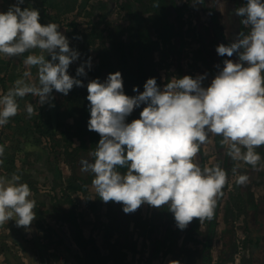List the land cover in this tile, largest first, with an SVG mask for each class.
<instances>
[{
  "label": "rangeland",
  "instance_id": "obj_1",
  "mask_svg": "<svg viewBox=\"0 0 264 264\" xmlns=\"http://www.w3.org/2000/svg\"><path fill=\"white\" fill-rule=\"evenodd\" d=\"M176 1L185 2V0ZM244 1H248V4L245 5ZM244 1L190 0L183 15L186 29L183 38L185 46L183 45L181 51L180 64L183 75L180 82L185 93L187 111L180 118L181 133L173 148L174 163L176 162L173 178L178 179L176 200H182L189 193L195 196L199 180L203 178L205 187L202 189V201L211 206L219 189L223 162L226 164L227 189L218 209L216 234L210 247L212 264H264V216L253 213L249 207L252 200L260 209L264 208V161L259 163L257 158L246 153L249 143L258 142L261 139V132L264 133V17L256 26L263 31L256 32V37L248 33L243 39L238 40L240 21L236 15L237 9L244 12L248 8H260L264 11V2L258 6L261 0ZM30 3V6L28 2L27 4L24 2L23 6L16 5L22 11L15 13V32L33 35L36 16L34 2L30 0ZM141 5L144 6L143 10L137 0H89L83 7L80 5V0H48L47 16L43 19L42 29L39 32L40 40L34 43V52L38 50L43 54L42 62L35 68L32 63V67L26 69L27 73H23L25 79H17L21 69L17 62H21L14 60L13 86L29 88L35 97L30 98L29 107L21 108L16 105L9 111L13 122L9 128L4 124L3 130L7 129L10 135L4 134L2 130L0 140L10 146L8 150L1 151L2 154L0 152V160L8 166H11L9 164L11 158H16L18 163L20 159L23 160L19 163L20 168L11 166L10 173L21 175L20 172L24 169L28 174L25 176L24 184L28 186L29 193V216H31L29 232L37 233L38 242L40 241V244L47 246L48 249V255L43 258L36 257L38 264H84L80 251L71 244L70 236L64 240L63 236L67 229L64 228L63 220H60L59 216H63L64 211L68 212L70 208H75L77 211L82 209L87 198L94 199L98 187L94 182L88 183V173L84 168L87 165L86 159L78 158L82 169H76L73 161L77 159V153L72 157L74 151L65 146L66 142L61 140L60 132L69 130L71 134L77 120L74 115H69L68 105L65 107L64 100L68 95L64 83L70 79L73 71L78 70L84 53L95 56L102 46L107 47L118 39V36L130 25V17L134 16L132 12L135 8H140L144 18L152 15L145 13V3ZM210 10L214 11L218 19V37L214 35ZM168 12L169 15L171 14L170 20L176 24L174 21L176 13L174 11L171 13V10ZM27 26L29 29H25ZM199 31L202 37L197 40L196 33ZM151 36L152 39H156L153 30ZM219 37H222V40ZM17 39V45H20L21 38ZM235 40L238 42L235 43ZM173 43L175 51L178 50L180 48L178 41L174 40ZM219 46L223 47L220 49ZM32 51L33 46L30 54ZM33 56L36 58L38 55L34 53ZM240 60L245 64L244 67L240 68ZM175 64L174 61L173 65ZM215 65L217 73L220 74V81L213 83L214 78L210 75L209 68ZM250 66H253L252 69L249 68ZM175 72L173 67L171 73L177 78ZM41 73L44 74L41 76ZM48 76L53 80H48ZM223 83L237 90L243 98L244 108H248L237 119L234 132L235 144L229 153L231 159L226 162L225 149L218 151L212 138L215 118L213 111H217L218 108L223 109L222 95L219 93L223 91ZM17 93L15 88L12 95L15 100L19 97ZM165 95L172 100L179 99L175 81L172 80V86ZM40 113L42 119L39 118ZM59 120L62 122L61 126L57 125ZM47 122H51L50 129L54 133L52 138L50 136L49 142L45 140L49 136L38 134L40 132L36 129L37 124L43 123L45 126ZM73 140V145H78L76 139ZM230 141L226 142V146ZM162 148V140L153 139L151 154L146 161L152 171L158 170ZM203 155L205 160L201 169ZM137 176L133 181L135 186H137ZM71 177H78L80 180L72 181L76 183L73 184L76 187L74 192L69 189L72 185ZM107 193L103 198L106 203L108 196L112 199V195L115 194L109 191ZM131 196L133 198L129 212L130 216H134L135 211L137 212L138 199L137 195ZM237 200L245 201L247 208L242 205L240 212L232 210L231 207L235 209L234 202ZM104 212L105 216L101 217L97 224L83 225L84 233L92 232L101 255L107 257V261L112 264H116L114 259L119 260L117 252L114 256L111 254L114 244L120 240L122 243L124 240L127 243L138 241V248L132 243L131 246L125 243L123 249L125 253L128 250L127 264H136L135 259L141 252V255H146L144 249L142 250L140 243L142 239L137 228L135 229L131 222L126 234L123 235L127 226L124 224L125 221L122 219L118 222L119 225L115 226L109 222L107 211L103 210V214ZM200 228L205 229L204 226ZM256 235H260V239L257 241V246H254L247 239L256 242L254 241ZM196 239L200 240L202 237L196 236ZM180 244L174 248L173 255L158 259L151 264H199L196 250L199 252L201 246L186 243L185 248L189 252L176 258ZM121 256L119 258L122 259ZM31 263H34V260Z\"/></svg>",
  "mask_w": 264,
  "mask_h": 264
},
{
  "label": "trees",
  "instance_id": "obj_2",
  "mask_svg": "<svg viewBox=\"0 0 264 264\" xmlns=\"http://www.w3.org/2000/svg\"><path fill=\"white\" fill-rule=\"evenodd\" d=\"M32 1L36 16L35 32L39 33L42 29V21L47 16L46 3L48 0ZM88 1L80 0V5L83 7ZM137 2L142 6L141 10L144 8L141 4L145 3V13L152 15L144 18L139 7L134 9L132 12L134 16H129L130 25L118 36V39L107 47L102 46L95 56L84 53L80 63L78 60V70L73 71L70 79L64 83L68 95L64 100L65 107L68 105L69 115H74L77 120L71 135L69 130L65 131L68 133L60 132L61 140L66 142L65 146L74 151L72 157H75L77 153V159L73 161L76 169H82L78 158L86 159L87 165L84 168L89 173L88 183L97 184L99 201L102 195L108 194L107 191L115 193L112 199L108 196V205L105 202L106 216H109V222L115 226L119 225L118 222L122 219L125 221L124 224L127 226L123 235L126 234L131 222L139 229L141 236L145 238L143 243L148 248V259L144 260L145 263L150 264L154 260L173 255L174 247L180 241L176 258L189 252L185 248L186 243H194L201 246L199 252L196 250V254L199 255V264H212L210 247L216 234L219 204L226 195L227 189V182L224 181L228 174L226 164L223 162L224 175L221 176L218 193L212 206L202 201V189L205 187L203 178L199 180L196 195L191 196L189 193L182 200H176L178 179L173 178L176 168L173 166V148L181 133L180 118L187 111L185 93L180 82L183 75L180 61L185 25L182 19L190 0L181 3L176 0H137ZM263 2L264 0H261L257 5L260 6ZM244 3L246 5L248 1ZM169 9L171 13L172 11L176 13L174 19L176 24L170 20ZM210 11L213 31L217 33L218 19L214 11ZM238 16L242 22L249 21L251 17L254 23L256 22L252 26L254 30L258 21L264 17V11L260 8H248L246 12L239 9ZM240 26L239 32L248 31L247 25L243 26L240 22ZM151 30L156 35L155 40L152 39ZM174 40H177L180 46L176 51ZM32 44L33 40L27 38L19 45L21 59H27ZM173 67L177 78L174 77V73H171ZM209 72L211 75L215 74L212 70ZM172 80L177 83L179 96L177 100H172L165 95V92L172 86ZM222 94L221 103L225 111L222 113V122L218 117L213 140L218 151L225 149L226 162L231 159L229 153L235 144L234 132L237 119L246 110L243 108V98L237 90L226 87V91ZM228 115L230 118L227 117ZM39 118L42 119L41 113ZM61 124L59 120L57 125L61 126ZM51 126V122H47L45 126L43 123L36 126L37 131L40 132L36 131L38 134L49 136L45 138L47 142L54 134L50 129ZM72 136L78 145H73ZM155 138L163 142L161 160L156 172L152 171L146 162L151 154L152 142ZM228 138H232L230 146H226ZM256 144L260 146L262 154L260 158L264 159V138L259 139ZM65 146L62 145V147ZM204 160L203 155L201 169L204 167ZM136 175H138L137 186L133 185ZM76 180L78 181L79 178L77 177ZM83 182L86 183V181ZM133 187L135 188L131 191ZM132 194L137 195L138 204L142 201L151 204L149 214L151 218L148 220L151 223L139 224L136 217L139 214L138 211H135L134 216H130ZM98 200L88 204V209L96 217L94 225L100 221L101 215ZM242 205L247 208L245 201L237 200L234 202L235 209L232 207L231 209L240 212ZM249 207L253 213L264 216V208L260 209L252 200ZM64 215L71 229L72 239L81 253L83 263L112 264L107 261V257L101 255L95 238L91 235L88 237L83 235V225L87 222L83 220L84 222L79 223L78 217L81 215L76 216L72 210ZM189 216L192 217L189 218ZM102 224L105 223L102 222ZM202 226L204 230L200 228ZM161 228L163 231L160 232ZM196 236L202 239L197 240ZM259 239L260 235H256L254 240L256 242L250 238L247 241L257 246ZM125 243H127L125 240L123 243L120 240L114 244L111 254L114 256L117 252V259L124 254ZM131 243L127 244L131 246ZM132 244L136 245L135 242ZM141 260L143 262V259Z\"/></svg>",
  "mask_w": 264,
  "mask_h": 264
},
{
  "label": "crops",
  "instance_id": "obj_3",
  "mask_svg": "<svg viewBox=\"0 0 264 264\" xmlns=\"http://www.w3.org/2000/svg\"><path fill=\"white\" fill-rule=\"evenodd\" d=\"M24 2L26 4L28 2L29 6L31 4L30 0H0V131L3 130L4 124H7L6 128L11 127L13 121L9 111L13 106L18 105V107L27 108L30 106V98L35 97V94L30 92L29 88L13 86L14 60L21 62H17L21 66L17 79H25L23 73H27L26 69L28 70L32 65L35 68L42 62L41 55L43 54L39 53L38 50L34 52V43L40 40V33L35 32V28L33 35L19 31L15 32V13L22 11L16 5L23 6ZM26 6L28 7V5ZM25 29H29L28 26ZM17 38H21V43L25 42L27 38H33L32 54H28L25 60L21 59ZM34 53L38 55L36 58H33ZM43 74L41 73V76ZM47 79L53 80L51 76H48ZM57 83L59 82L57 81ZM59 85L62 84L59 83ZM15 88H17V96H19L16 100L12 96ZM3 131L4 134L10 135L7 129ZM19 139L22 141L20 137ZM9 146L7 142L0 140V152L8 150ZM11 153H13V150ZM19 155L21 156V154ZM20 162H23V160L20 159ZM19 163L16 158L9 160V164L17 166V168L21 167ZM11 166L5 165L0 160V264H38L39 261L35 260L36 257L43 258L48 255V249L47 246H42L40 241L38 242L37 233L31 234L33 232H29L28 225L30 226L31 218L29 216V193L28 186L24 184L25 176L28 174L24 169L21 170V175L11 174ZM25 216H28V218L26 219ZM66 233L67 231L63 236L64 240L69 237V234L66 236ZM33 260L34 263H31Z\"/></svg>",
  "mask_w": 264,
  "mask_h": 264
},
{
  "label": "flooded vegetation",
  "instance_id": "obj_4",
  "mask_svg": "<svg viewBox=\"0 0 264 264\" xmlns=\"http://www.w3.org/2000/svg\"><path fill=\"white\" fill-rule=\"evenodd\" d=\"M136 9V8H135ZM252 9V8H251ZM238 10L239 9H237L236 10V12H237V16H238ZM248 10V9H247ZM262 10V9H261ZM246 11V10H245ZM244 14V13H243ZM238 19H239V21L243 24V26H245V25H247L246 26V28H248V31L247 32H244V33H241L240 32V35H239V38H238V40H240V39H243L248 33L252 36V37H256L257 36V33L256 32H259V31H261L262 29H257V28H254V30L252 29V26L253 25H255L256 24V22L254 23V20H252L251 19V17H250V19H249V21L248 20H244L243 22H242V19L240 18V16H238ZM183 20V19H182ZM211 22H212V20H211ZM183 23L185 24L184 25V28H183V30L184 29H186V22L185 21H183ZM240 26V25H239ZM241 27V26H240ZM263 31V30H262ZM184 35H185V31H183V38H184ZM214 35H215V37H218V35H219V29H218V32L217 33H215L214 32ZM196 36H197V40H199V37H202V35H201V32L199 31V33H196ZM220 39L222 38V37H219ZM263 38H264V36H263ZM222 40V39H221ZM236 42H238V41H236L235 40V43ZM226 44V43H225ZM183 45L185 46V44L183 43ZM223 45V44H222ZM184 46H183V48H184ZM220 47H223V46H219V48ZM221 49V48H220ZM242 58V57H241ZM242 62L243 61H241L240 60V68L243 66H245V64H242ZM219 64V63H218ZM221 65H219V67H220ZM216 65L215 66H212V67H210L209 68V70H212L213 72H215V74L214 75H211V72H210V75L214 78L213 79V83H216L217 81L219 82L220 81V78H219V76H220V74L219 73H217V69H216ZM252 67L253 66H250L249 68L250 69H252ZM219 70H221L220 68H219ZM215 79H217V81H215ZM211 82V83H212ZM226 87H228V88H230L229 86H227V84H225V83H223L222 84V88H223V91H226ZM231 89V88H230ZM233 90H235V89H233ZM223 91H221L222 93H223ZM221 93V95H222V97H223V94ZM225 93V92H224ZM218 105V104H217ZM222 106H223V104H222ZM243 108H244V106H243ZM245 109V108H244ZM248 109V108H247ZM247 109H245V110H247ZM225 110H223L222 108H218V110L217 111H213V113L215 112V114H214V116H215V118H214V126H213V128H214V132H215V128H216V126H217V123H218V117H220L219 118V120L222 122V113L224 112ZM258 113H259V111H257ZM233 112H231V114H232ZM228 118H230V115H228L227 116ZM219 127V126H218ZM249 132V131H248ZM248 132H247V135H248ZM215 134V133H214ZM214 134H213V137L212 138H214ZM71 135V134H70ZM261 138H264V133H262L261 132ZM72 140H73V138H72ZM228 140H231L229 143H232V138H228L227 139V141ZM214 141V140H213ZM226 141V142H227ZM73 142H74V140H73ZM227 144V146H230V144ZM257 142H255V143H253V142H250L249 143V145L247 146V150H246V153H248V154H250L251 156H254L255 158H257L258 160H259V163L260 162H262V161H264V159L263 158H260L261 156H262V154L260 153L261 152V150L259 149V147L260 146H257V144H256ZM251 146V149H249V147ZM256 147V148H255ZM232 148H233V146H232ZM173 155H174V153H173ZM61 156H63V153H61ZM75 159V158H74ZM173 166H176V164L174 163L173 164ZM263 166V165H262ZM222 168H223V166H222ZM88 173V172H87ZM89 174V173H88ZM224 175V173H223V169H222V176ZM75 179V180H74ZM222 179V178H221ZM72 181H74V182H76L77 180H76V178H73V177H71V186H69V189H71L73 192L76 190V187L73 185V184H75L76 185V183H74V182H72ZM224 181L226 182V177L224 178ZM220 182H221V180H220ZM85 184H87V182L85 183ZM78 189V188H77ZM217 193H218V191H217ZM217 193H216V196H217ZM216 196H215V199H216ZM225 197V196H224ZM103 198H104V196L102 195V197H101V199H100V201L98 200V189H97V193L94 195V199H91V198H87L86 200H85V202H84V207L82 208V209H79V211H77L75 208L73 209V208H70V209H68V212L69 211H74L75 213H76V216H77V214H79V215H81V216H79L78 217V221H79V223L81 224L82 223V221L83 220H85L86 222H87V224H92V225H94V222H95V216L93 215V213L88 209V204H90V203H92V202H97V200H98V202L100 203V206L98 205V207H99V212H100V220H101V217L103 218L104 216H105V212H104V214H103V210H105V202H104V200H103ZM215 199H214V201H213V204H214V202H215ZM223 200V198L221 199V201ZM221 203V202H220ZM219 205H221V204H219ZM212 206V205H211ZM64 211V210H63ZM137 211L139 212V214H137V220L139 221V224H143V225H147V224H149V223H151V221H148L150 218H151V216H149V214H150V212H151V204L149 203V202H147V201H142L140 204H138L137 205ZM65 213H67V212H65L64 211V214ZM63 214V216L61 215V216H59V219L60 220H63V225L65 226L64 228L66 229L67 228V232H68V234H69V236H70V238H71V244L72 245H74L75 246V248L77 249V250H79L77 247H76V245H75V243H74V241H73V239H72V233H71V229H70V227L68 226V224H67V222H66V220H65V215ZM190 217H192V216H189V218ZM198 217V216H197ZM201 217H203V216H201ZM202 219V218H201ZM200 219V220H201ZM148 221V222H147ZM84 222V221H83ZM174 221L172 220V223H173ZM145 223V224H144ZM134 226V225H133ZM135 227V226H134ZM135 229H136V227H135ZM82 231H83V235L85 236V237H88V236H93V234H92V232L91 233H84V230L82 229ZM137 231L139 232V236L141 237V239H142V242H140L141 243V247H142V250L144 249V251L146 252V255L144 254H142L141 255V253L139 254V256L138 257H136L137 259H135L136 260V262H140V264H147V263H145V259L147 258L148 259V251H147V247H146V245H144V237H142L141 236V233H140V231H139V229H137ZM161 231H163V229L161 228L160 229V232ZM94 237V236H93ZM137 243V246L135 245V247H137L138 248V246H139V242L137 241L136 242ZM178 245L177 246H179V244H180V241H179V243H177ZM176 246V247H177ZM140 247V248H141ZM139 248V249H140ZM175 248V247H174ZM128 253V252H127ZM137 253H139V250L137 251ZM140 256H143V257H140ZM122 257V259L121 258H119V261H117L116 262V264H126V263H128V261H127V255H126V253L124 252V254L121 256ZM141 259H143V262H142V260ZM125 260V261H124ZM158 260V259H157ZM154 261H156V260H154ZM154 261H152V262H154ZM151 262V263H152ZM131 263V262H130ZM150 263V264H151ZM132 264V263H131Z\"/></svg>",
  "mask_w": 264,
  "mask_h": 264
}]
</instances>
